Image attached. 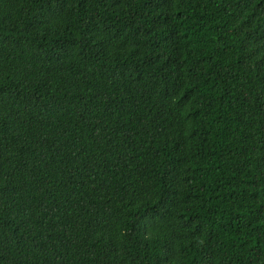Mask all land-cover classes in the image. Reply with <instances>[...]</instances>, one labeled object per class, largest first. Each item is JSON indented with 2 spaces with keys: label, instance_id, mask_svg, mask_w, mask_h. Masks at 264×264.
<instances>
[{
  "label": "trees",
  "instance_id": "obj_1",
  "mask_svg": "<svg viewBox=\"0 0 264 264\" xmlns=\"http://www.w3.org/2000/svg\"><path fill=\"white\" fill-rule=\"evenodd\" d=\"M0 264H264V0H0Z\"/></svg>",
  "mask_w": 264,
  "mask_h": 264
}]
</instances>
